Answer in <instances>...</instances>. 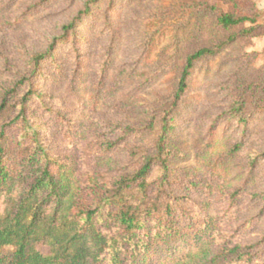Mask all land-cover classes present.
Returning a JSON list of instances; mask_svg holds the SVG:
<instances>
[{"label":"rangeland","instance_id":"obj_1","mask_svg":"<svg viewBox=\"0 0 264 264\" xmlns=\"http://www.w3.org/2000/svg\"><path fill=\"white\" fill-rule=\"evenodd\" d=\"M222 14L249 21L223 27ZM202 49L214 54L171 108ZM165 118L158 191L173 217L214 218L216 246L247 247L264 264V0H0V125L28 120L80 182L114 184L154 156ZM18 128L6 129L12 150ZM169 254L160 241L141 264Z\"/></svg>","mask_w":264,"mask_h":264},{"label":"trees","instance_id":"obj_2","mask_svg":"<svg viewBox=\"0 0 264 264\" xmlns=\"http://www.w3.org/2000/svg\"><path fill=\"white\" fill-rule=\"evenodd\" d=\"M246 21L228 14L218 18L223 27ZM213 54L202 49L186 59L171 108L185 93L195 62ZM15 125L20 136L12 150L6 129ZM169 127L165 118L154 156L144 158L132 174L105 184L92 174L80 182L75 167L52 155L28 120L0 125V264H123L126 255L141 264L145 251L160 241L170 250L167 264H238L237 257L252 263L247 247L215 245L214 218L180 222L173 217L174 206L160 197L169 171ZM157 164L161 181L153 187L147 179Z\"/></svg>","mask_w":264,"mask_h":264}]
</instances>
